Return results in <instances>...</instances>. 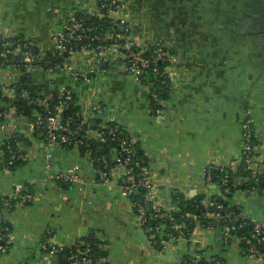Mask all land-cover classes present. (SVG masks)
<instances>
[{"label":"crops","instance_id":"crops-1","mask_svg":"<svg viewBox=\"0 0 264 264\" xmlns=\"http://www.w3.org/2000/svg\"><path fill=\"white\" fill-rule=\"evenodd\" d=\"M105 1L109 0H0V39L22 37L35 53L47 58L71 13L96 9ZM116 1L123 9L122 31L132 41L173 53L165 116L160 119L151 112L147 89L123 73L119 61L92 51L69 55L75 68L96 72L89 82L57 69L54 61L28 73L1 67L0 110L5 128L0 134V155L4 144L13 139L18 149L31 150L32 155L14 168L0 161V199L12 197L18 186L33 197L0 218V227L8 226L14 236L0 264H67L65 256L45 255L42 243L48 239L52 245L68 247L89 233L102 239L107 264H185L193 254L192 244L221 264H264V257L255 259L238 246L226 245L219 229L207 231L194 214L188 215L194 223L191 243L154 248L131 200L116 186L102 185L90 160L69 148L46 149L33 139L34 117L14 114L12 97L30 93L21 90L25 76L44 91L73 89L76 109L85 116L93 103L102 104L100 121L129 127L138 135L141 156L153 166L156 193L168 211L176 212L180 201L197 197L201 205L210 206L219 188L218 181L206 179L209 166L232 165L235 177L244 170L237 161L247 109L255 116L256 159L264 166V0ZM71 165L81 167L84 192L48 178ZM231 201L242 214L264 222V192L241 190Z\"/></svg>","mask_w":264,"mask_h":264},{"label":"built area","instance_id":"built-area-1","mask_svg":"<svg viewBox=\"0 0 264 264\" xmlns=\"http://www.w3.org/2000/svg\"><path fill=\"white\" fill-rule=\"evenodd\" d=\"M122 5L116 0L100 3L96 9L73 12L68 16L63 29L55 36V49L51 56L44 58L35 53L30 43L22 37L0 39V68H19L25 72L41 70L45 62L53 63L62 70L70 73L76 80L89 82L94 70H79L75 68L69 55L77 51H92L99 55L114 58L119 61L123 73L130 75L143 85L149 93L151 112L158 118L165 116V100L158 93L161 87L170 90L173 78V53L158 45L139 46L122 31L121 15ZM168 81H166V80ZM1 92V88H0ZM26 101L31 107L30 114L33 120V139L40 140L48 149L51 146L69 148L80 152L90 160L99 182L107 187L116 186L122 195L130 199L138 215L140 226L147 233L154 248L166 250L172 244L190 241L192 234L186 230L185 225L178 224L173 218V211L165 210L157 196L155 172L151 162L143 159L139 148V137L129 127L112 125L99 120V115L104 112V106L98 102L91 105L90 116L76 111L75 120L69 116V109L76 107V94L73 89L61 88L57 93V101L46 91H41L35 96L31 93L24 95L15 94L11 102ZM15 115H27L24 109L13 104ZM0 110V134L4 131L2 123L4 117ZM76 122L74 125L72 122ZM242 147L237 161L245 171L250 174L248 180L260 183L264 169L257 162L259 145L256 142L255 116L252 109H247L241 124ZM7 141L1 151L0 161L5 165H13L17 161L27 162L32 151L23 149L14 150ZM34 148V145H32ZM104 151V155H97L96 150ZM108 149V150H107ZM224 165H211L207 168L206 179L213 181L212 172L222 173L221 182H218V195L222 187L229 189L236 187L239 182L231 183L233 169ZM58 182L65 181L76 187L80 192L85 191V179L79 165H71L58 169L56 173L48 176ZM47 179L43 180L45 182ZM48 181V180H47ZM264 182V181H263ZM248 192L259 193L256 186H251ZM22 186L15 188L12 197L0 199V218L17 205L24 207L32 199ZM149 205V208H147ZM203 206V205H202ZM214 206V210L210 208ZM202 216L214 223H207V231L219 229L226 245H235L241 249L243 237L232 231L226 224V219L231 216L222 214L223 205L218 202L203 206ZM241 220L239 228L247 224L252 225L251 240L248 241L250 257L261 259L263 257L261 246H264V222H256L244 214L233 216ZM167 220V223L164 222ZM161 221V222H157ZM157 222V223H156ZM102 239L95 233H89L82 239L68 247L52 245L48 239L42 243L45 255L49 257L65 256L67 264H107L106 248ZM14 243V236L10 228L0 227V259L8 254ZM193 254L191 264H198L202 260L208 263L221 264L219 260L207 258L205 254L196 249L192 244ZM50 264V263H49Z\"/></svg>","mask_w":264,"mask_h":264},{"label":"trees","instance_id":"trees-1","mask_svg":"<svg viewBox=\"0 0 264 264\" xmlns=\"http://www.w3.org/2000/svg\"><path fill=\"white\" fill-rule=\"evenodd\" d=\"M20 85H22V87L24 86L23 88H21V90L23 89V90L29 91L32 96H35L37 93H40L41 91H44V90H41L40 88L35 87L33 84H31L28 76H25L21 79ZM45 91L53 96V100L55 102L57 101V92H50V91H48V89H45ZM168 91L169 90H167V88H164V87H161L158 89V93H159L160 97L164 100L168 97ZM14 104L18 108H20V110L24 109L26 114H30L31 107L27 106L23 101H16V102H14ZM76 111H77L76 107H71L69 109V116L73 117L74 120H75L74 116H75ZM75 123H76L75 121L72 122L73 125ZM16 143H17V141L15 139H13L9 142V144L13 147L14 150L18 149L16 147ZM96 153H97V155H104L105 154V152L101 151L100 149H97ZM24 163L25 162L17 161L15 164L5 165V167L6 168H14V167L22 165ZM260 167H261V165H260ZM262 168L264 169V166ZM212 175H213L214 180L221 182L222 173L215 171V172H212ZM249 177H250V174L245 170H242L241 172L236 173V177L232 175L231 176V183H233L234 181H237V182H239V184L236 187H232V185H230L231 187H229V189L226 188L227 186L222 187L220 190V196L216 199L214 198V200H213V202H218L221 205H223L222 214H224V215H227L228 213L231 214V216L226 219V224H228L232 227V231L235 234L244 238V240H242L240 246H241V252L247 256H250V253L248 252V249H249L248 241L252 239L251 236H252V229L253 228H252L251 224H247L242 228L238 227L242 221L240 219L235 220L233 218V216L238 215V214H242V213L238 207L232 205L231 198L235 192H239L241 190L244 191L246 189H249V187H251V186H256V188L259 189V191L264 190V182H263L264 181V175H262L260 177V183L259 184H256L254 180H248ZM236 178H240L239 181ZM213 210H214V206L212 208H210V211H213ZM204 211L205 210H204L203 206L201 205V198L197 197V198H195V200L192 199V201H180L178 204V211L173 212V218L176 219L178 224L185 225L186 230L188 229V230H190V232H192V230L194 229V223H193V219L188 217L189 214L198 215L199 220L204 225V227L207 226L208 222H210L211 224L214 223L213 220H211V219L208 220L206 217L202 216ZM136 213H137V211H136ZM157 222H161V221H157ZM164 222L167 223V220H164ZM158 249L161 250V248H158ZM261 250H262V255L264 257V246H261ZM191 260H192L191 257H189V258L185 259L184 263L185 264H191V262H192ZM198 264H214V263H208V262L202 260Z\"/></svg>","mask_w":264,"mask_h":264},{"label":"rangeland","instance_id":"rangeland-1","mask_svg":"<svg viewBox=\"0 0 264 264\" xmlns=\"http://www.w3.org/2000/svg\"><path fill=\"white\" fill-rule=\"evenodd\" d=\"M57 69H60V68H57ZM28 117H29L31 120L33 119L31 115H30V116H28ZM10 253H11V252H10ZM1 259H2V258H1Z\"/></svg>","mask_w":264,"mask_h":264},{"label":"water","instance_id":"water-1","mask_svg":"<svg viewBox=\"0 0 264 264\" xmlns=\"http://www.w3.org/2000/svg\"><path fill=\"white\" fill-rule=\"evenodd\" d=\"M147 208H149V205H147Z\"/></svg>","mask_w":264,"mask_h":264}]
</instances>
